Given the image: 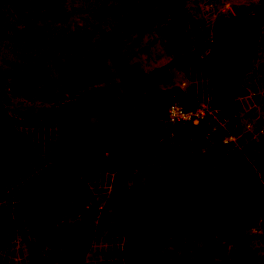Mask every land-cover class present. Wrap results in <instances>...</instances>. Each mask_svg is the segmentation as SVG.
Here are the masks:
<instances>
[{
	"label": "trees",
	"instance_id": "1",
	"mask_svg": "<svg viewBox=\"0 0 264 264\" xmlns=\"http://www.w3.org/2000/svg\"><path fill=\"white\" fill-rule=\"evenodd\" d=\"M185 1L140 0L134 6L135 20L164 23L159 31L171 55L166 64L144 72L120 60L117 81L58 102L42 119H15L5 112L0 99V147L11 151L8 157L0 154V234L24 230L33 264H83L85 253L98 239L106 246L108 264H173L152 255L161 238L160 227L210 191L215 195L208 201L210 225L206 230L228 244L231 264H259L249 242V217L264 221V153L256 155L248 148L246 157V147L237 150L231 142L227 153L197 156L211 167L168 174V193L128 188L107 196L106 205L116 211L106 226L91 224L80 230L73 225L83 180L91 191L101 193L109 172L130 176L152 160L153 150H168L171 137L190 138L200 145L209 133L211 119L229 128L227 123L234 121L241 109L242 102L232 95L231 84L264 27V2L248 14L217 15L207 29L188 13ZM186 27L197 39L209 35L207 46H193ZM134 28V22L128 23L97 53L64 63L63 68L73 71L69 81L88 82L104 75L106 60L118 48L120 37ZM258 42L264 49V37ZM65 44L57 42L56 48L67 50ZM168 67L180 68L194 83L184 89L166 86L128 119L125 110L138 99L142 102L145 82L158 78ZM202 72L207 75L205 87L199 79ZM198 90L203 92L207 110L197 123L165 119L170 102L194 107ZM105 93L107 98L98 111L106 117L108 128L85 119V103ZM34 94L47 102L60 98L54 91L34 89Z\"/></svg>",
	"mask_w": 264,
	"mask_h": 264
},
{
	"label": "rangeland",
	"instance_id": "2",
	"mask_svg": "<svg viewBox=\"0 0 264 264\" xmlns=\"http://www.w3.org/2000/svg\"><path fill=\"white\" fill-rule=\"evenodd\" d=\"M140 0H1L0 1V99L5 112L15 119H42L49 108L66 99H75L81 93L95 87L115 82L118 61L135 64L144 72L166 64L171 55L159 31L164 23L147 18L135 20L134 6ZM264 0H186L188 13L202 21L209 29L215 16L223 13L248 14ZM134 22V29L120 37L118 48L106 60V72L95 80L72 82L73 71L63 68L71 59H83L97 53L112 38L119 36L122 28ZM34 32V36L30 33ZM194 45L207 46L209 35L197 39L186 27L185 31ZM264 37V27L256 41L249 46L251 56L245 55L238 66V75L231 84L234 98L242 102L235 120L226 124L211 119L209 133L202 144L190 138L171 137L168 150L179 157H171L168 150L152 151V160L142 169L122 178L108 173L104 191H91L86 181L80 184L76 198L78 215L74 227L84 230L88 226H106L115 215V208L106 205V197L121 189H138L154 194L168 193V174L172 171H198L211 167L198 155L227 153L228 142L236 149L246 147L256 155L264 153V49L259 39ZM63 40H61V39ZM57 42L66 43L67 50L57 49ZM192 48V45H191ZM248 52V42L245 45ZM60 61V62H58ZM194 81L178 67H168L145 82L140 95L142 102L128 106V119H133L136 108L144 109V103L153 100L157 92L181 80ZM203 87L207 83L206 72L199 76ZM34 89L54 91L60 97L56 101H43L36 97ZM108 93L87 101L85 119L106 125V117L98 111ZM198 102L204 101L203 92L197 91ZM90 105V106H89ZM99 107V108H98ZM100 112V114H99ZM111 127V126H110ZM231 130V131H230ZM0 154L8 157L11 151L0 147ZM69 161V160H68ZM215 193L208 192L202 199L194 200L177 217L160 227L161 238L152 250L154 259L169 260L173 264H231L228 244L209 233L208 201ZM102 209V210H101ZM252 249L264 264V221L249 217ZM245 244V240L241 241ZM106 246L95 240L85 253L83 264H108L105 262ZM0 264H33L29 256V242L24 230L0 234Z\"/></svg>",
	"mask_w": 264,
	"mask_h": 264
},
{
	"label": "built area",
	"instance_id": "3",
	"mask_svg": "<svg viewBox=\"0 0 264 264\" xmlns=\"http://www.w3.org/2000/svg\"><path fill=\"white\" fill-rule=\"evenodd\" d=\"M191 84L188 79L181 80L177 85L179 88L184 89ZM207 110L205 101L197 102L194 107L186 108L181 103L170 102L165 109V119L170 123L175 122H190L197 123ZM261 245L264 246V240Z\"/></svg>",
	"mask_w": 264,
	"mask_h": 264
}]
</instances>
